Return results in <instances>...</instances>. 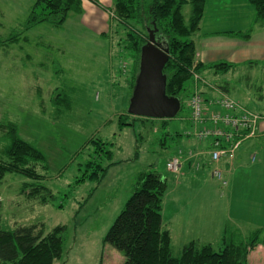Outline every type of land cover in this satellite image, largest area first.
<instances>
[{
	"label": "rangeland",
	"instance_id": "1",
	"mask_svg": "<svg viewBox=\"0 0 264 264\" xmlns=\"http://www.w3.org/2000/svg\"><path fill=\"white\" fill-rule=\"evenodd\" d=\"M32 1L29 3L35 0ZM17 4L16 11L0 15L5 17L0 19V122L15 124L18 136L40 149L45 161L35 164L39 179L6 173L0 181L2 226L9 229L43 224L48 231L65 225L63 254L54 264H123L122 252L105 242L104 237L132 194L139 173L151 170L167 178L162 215L164 224L171 225L173 180L166 163L181 148L201 144L185 136L192 129L188 97L181 96V108L170 119L128 114L138 64L137 53L128 47L124 24L111 18L113 27L109 21L106 25L104 21L94 22L96 14L89 16L84 8L80 13L68 12L60 26L41 22L24 30L29 7ZM190 10V4L182 8L186 19ZM224 14H231L229 5ZM97 26L103 33L96 30ZM253 69L249 79L240 69L223 77L210 70H202L200 75L216 82L224 78L229 96L255 110L256 103L261 102L260 87L264 94V79L259 68ZM188 86L190 92L189 81ZM120 116L123 122L133 125H120ZM96 140L107 142L102 147L112 152L110 160L104 157L103 148L96 150ZM8 142L4 131H0V150ZM91 160L103 166L110 164L100 181L81 179L94 169L87 165ZM262 174L263 166L254 171V176H238V190L232 194L229 184L222 187L208 174L188 176L191 181L182 197L187 202L183 205V220L187 219L184 222L191 238L204 235L218 251L223 230H216L225 223V214L229 218L224 225L228 226L226 239L237 243L251 236L259 227L239 225L252 219L263 225L260 239L264 240ZM197 180L201 186L191 183ZM24 183L43 186L54 199L41 203L40 196L45 192L29 196L21 191ZM59 203L61 208L57 207ZM203 226L205 234L201 232ZM170 227L172 252L178 254L184 238ZM259 247L249 251L246 264H264V246Z\"/></svg>",
	"mask_w": 264,
	"mask_h": 264
},
{
	"label": "trees",
	"instance_id": "2",
	"mask_svg": "<svg viewBox=\"0 0 264 264\" xmlns=\"http://www.w3.org/2000/svg\"><path fill=\"white\" fill-rule=\"evenodd\" d=\"M111 1L114 16L126 27L128 47L137 53V64L140 47L147 40L149 27L156 28L157 39L168 48L169 58L163 69L167 78V95L179 99L183 95L188 97L191 93L188 92L190 89L188 81L191 84L194 71L200 73L202 70L211 69L215 73H220L231 67L227 62L212 64L195 62L192 35L198 30L205 0H150L147 3L144 0ZM248 2L254 7L256 21H264V0ZM187 4H190L191 10L186 19L182 8ZM69 11L80 13L81 1L36 0L29 11L25 29L41 22L60 26ZM139 26L141 29L135 28ZM237 35L249 37L248 32ZM201 81L199 80L198 84ZM119 124L133 125L123 122L122 116L119 117ZM0 131H4L9 140L7 146L0 150V181L6 173L19 174L31 180L41 178L36 172L35 164L45 161L44 153L21 139L15 124L0 122ZM91 141L96 143L93 139ZM96 141H98L96 150L103 148L104 157L110 160L112 152L102 147L107 142ZM87 165L93 166L94 169L89 174L85 173L81 179L86 177L100 181L110 164L103 166L91 160ZM167 186V178L156 171H143L137 176L132 194L104 237L105 242L122 252L123 264H246L249 251L257 246H264V240L260 239L263 231L261 227L237 243L232 238L226 239L228 228H225L222 232V247L218 251L209 243L202 244L192 240L184 244L178 254H173L171 237L169 231L164 228L162 219V201ZM21 191L34 197H38L44 191L45 195L40 196V202L43 204L54 199L46 188L33 183H24ZM57 207L61 208L62 203ZM66 230V226L61 224L48 231H45L43 224L4 228L1 222L0 202V264H54L62 257Z\"/></svg>",
	"mask_w": 264,
	"mask_h": 264
},
{
	"label": "crops",
	"instance_id": "3",
	"mask_svg": "<svg viewBox=\"0 0 264 264\" xmlns=\"http://www.w3.org/2000/svg\"><path fill=\"white\" fill-rule=\"evenodd\" d=\"M80 1L82 11L85 8L84 12H88L89 16H93L94 14H96L94 22L104 21L103 23L105 24L109 21V24L112 26L109 19L111 18L113 19V21H115V18L112 15L113 5L111 0ZM19 2L26 4L29 7V11L34 3L33 2L30 4V0H0V15L3 16V14H11V10L16 11V7L19 5L17 3ZM228 5L231 14H224L225 8ZM29 11L26 14L27 17L29 15ZM97 14L99 15V20ZM21 15L23 14H14V17H18ZM4 18L5 17H1L0 19ZM96 30L100 31L99 26H97ZM108 30L109 29H106V31ZM229 32H236L237 34L242 32H246L247 34L248 32L249 37L246 38L242 35H237L236 33L234 35H228L227 33ZM100 33L103 32L100 31ZM192 40L195 47V62H199L202 64L227 62L231 65V67L227 71L219 73L220 77L228 75L229 71L240 69V73L247 79H249L252 75V71L254 70L253 68H259L264 79V21H256L254 7L248 2V0H205L203 15L200 20L198 30L192 35ZM209 70L213 71L211 69H207L205 70V72ZM225 81L224 78L220 79L219 82L209 79L207 82L210 84V86L202 87L201 90L204 91V94H206V96H218L222 94L229 95L228 84L225 83ZM259 90L260 95L258 99L261 102L256 103L258 108L256 107L257 109L255 108V110L253 111L260 113L263 118L258 124L255 135L243 140L240 143L232 163L223 162L220 164L224 175L227 176L231 194L236 193L238 190V176H254V171H259L262 166L264 167V103L262 105V102H264V94L262 87H260ZM241 104L244 105L242 102ZM210 169L211 167L207 165L204 166L201 170H198V172H195L190 164H183L178 173H171V177L173 180L172 199L174 203V206L172 207L173 215L171 216V218H169L171 225L164 224L163 215L162 219L164 228L169 231L171 241L173 239V234L170 226H172V228L179 232V236L184 238L182 240L183 243L181 247L192 240H195L202 244L209 243L212 245V243L208 239L203 237L204 235L197 234V236L193 238H191V236L189 235V226L184 222L187 219L183 220V216L186 213L183 205L187 204V202H185L186 199L182 198L185 187L191 181L188 176L197 175L201 177L205 176V174L211 176ZM261 176L264 175L262 174ZM182 177H184V179L181 180ZM191 183H195L198 186H201L202 184L198 180ZM203 191H205L204 188ZM228 221L229 218H227V216L224 214L225 223L222 227H218V230H216V232H218L220 228H222L221 231L224 230L227 226L224 225L227 224ZM244 221L245 223L242 222L239 227L247 228L252 226L260 228L263 226L261 224H258V221H252V219H246ZM205 229L206 228L203 226V229L201 228L202 231H200L205 234ZM220 240L222 242V233L220 236Z\"/></svg>",
	"mask_w": 264,
	"mask_h": 264
},
{
	"label": "built area",
	"instance_id": "4",
	"mask_svg": "<svg viewBox=\"0 0 264 264\" xmlns=\"http://www.w3.org/2000/svg\"><path fill=\"white\" fill-rule=\"evenodd\" d=\"M194 91L188 99L190 119L193 129L186 134L198 141L209 140L208 150L180 149L177 155L168 159L166 167L171 172H178L181 165L192 160L193 168L199 170L207 154L209 164H212L211 175L223 185L226 180L220 168L222 160L230 162L242 140L254 135L261 116L248 110L228 96L204 98L197 87L200 75L192 72Z\"/></svg>",
	"mask_w": 264,
	"mask_h": 264
},
{
	"label": "water",
	"instance_id": "5",
	"mask_svg": "<svg viewBox=\"0 0 264 264\" xmlns=\"http://www.w3.org/2000/svg\"><path fill=\"white\" fill-rule=\"evenodd\" d=\"M156 28L147 29V40L140 47L138 71L128 100L127 113L146 118L170 119L181 108L178 97L166 94L164 66L168 48L157 39Z\"/></svg>",
	"mask_w": 264,
	"mask_h": 264
}]
</instances>
